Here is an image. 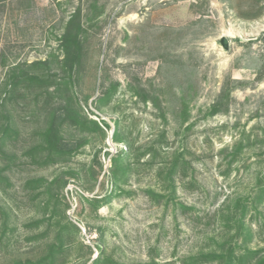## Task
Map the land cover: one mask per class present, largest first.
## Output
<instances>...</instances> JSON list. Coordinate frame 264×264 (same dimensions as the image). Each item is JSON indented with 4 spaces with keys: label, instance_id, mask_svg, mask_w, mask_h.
Returning a JSON list of instances; mask_svg holds the SVG:
<instances>
[{
    "label": "rangeland",
    "instance_id": "1",
    "mask_svg": "<svg viewBox=\"0 0 264 264\" xmlns=\"http://www.w3.org/2000/svg\"><path fill=\"white\" fill-rule=\"evenodd\" d=\"M77 7L92 20L84 23L72 93L49 99L29 90L9 106L20 135L5 152L19 160L0 191V264L40 257L52 229L67 222L79 232L67 236L73 244L63 264L93 260L99 248L118 264H187L237 232L230 216L237 200L251 239L231 246L264 256V201L250 207L264 186V0H4L5 64L60 55L63 25ZM5 69L0 62V87ZM222 91V111L209 116ZM66 110L101 131L67 120L59 133L69 156L46 165L21 157L41 143L34 132L51 113L58 123ZM122 151L128 176L116 190L112 158ZM177 153L187 165L175 176L172 199L150 197L148 190L169 194L156 170ZM35 180L41 183L26 185ZM113 191L97 210L88 203Z\"/></svg>",
    "mask_w": 264,
    "mask_h": 264
},
{
    "label": "trees",
    "instance_id": "2",
    "mask_svg": "<svg viewBox=\"0 0 264 264\" xmlns=\"http://www.w3.org/2000/svg\"><path fill=\"white\" fill-rule=\"evenodd\" d=\"M91 20L92 18L90 16L82 14L81 7L75 9L63 25L59 38L60 55L50 54L45 60H35L30 63L26 61L12 62L6 65V57L3 53H0L1 65L6 68L0 87V191L9 182L8 173L11 167L15 165L14 162L19 160L14 152H11L9 156L5 152L9 144L17 140L20 135V131L16 126L9 106L14 99L24 98L29 90H34L37 98L46 96L49 99L62 97L67 92L72 93V87L70 85L72 84L73 73L80 65L84 55V42L86 38L84 23L90 22ZM227 99L228 93L222 91L218 99L209 107L208 115L214 116L221 112V101ZM226 107L224 112H227ZM60 117V121L57 123L58 120L55 118V113H51L45 129L34 132L41 140V143L23 152L21 157H29L34 161H36V158H42L41 163L46 165L53 164L57 160L65 159L69 156L72 150L61 141L59 133V127L67 120H70L72 125L79 130L90 128L101 131L96 122L88 120L86 117H81L70 110H66ZM115 139L117 141V137ZM241 148L242 145L238 144L236 151H240ZM152 149L150 148L149 150ZM125 155L126 152L122 151L112 158V185L116 190H120V186L125 184L128 176L129 164L127 163ZM182 156L181 153L175 154L169 165L159 166L156 170L157 176L166 183L165 188L169 190V194L163 196L162 194H156L154 191L148 190L147 194L150 197H160L161 199H166V201L172 199V195L175 194V176L187 165ZM39 183H41L40 180H35L34 182H28L26 185H39ZM113 193L114 191L110 192L101 198V200H88V203L93 205L94 209L97 210L110 202L114 195ZM253 199V202L250 204L252 208H255V203L264 201V186H257ZM226 202H224L221 208L225 206ZM240 204V200H237L235 208L239 211L230 213L232 221L238 226L237 232L228 239L229 241L227 240L224 244L219 245L218 250L188 257L186 260L187 264H264V256L260 254V251L252 250L244 245L239 247L238 250L234 246H231V241H237L241 239L240 237H243L241 244L247 243L251 239L250 231L247 234H243L242 232L247 210L246 206ZM238 206L240 207L238 208ZM40 225V221H35L31 224V227L38 229ZM48 228L39 236L33 237L32 239L39 241V239L45 237L47 232H49ZM52 231L54 237L50 241L45 242L44 252L40 257L18 264H63L65 253L73 244V242H66L67 236L70 232L77 234L79 230L76 226L67 222L60 226L56 225ZM76 245L81 249L89 250L88 247H84L81 243ZM88 254H90V251ZM89 260L90 257L83 260L80 264H87ZM89 264L118 263L106 257L102 249L99 248L97 258L90 260Z\"/></svg>",
    "mask_w": 264,
    "mask_h": 264
},
{
    "label": "water",
    "instance_id": "3",
    "mask_svg": "<svg viewBox=\"0 0 264 264\" xmlns=\"http://www.w3.org/2000/svg\"><path fill=\"white\" fill-rule=\"evenodd\" d=\"M227 43H228V41H227V39H222V45H223V48H227Z\"/></svg>",
    "mask_w": 264,
    "mask_h": 264
}]
</instances>
